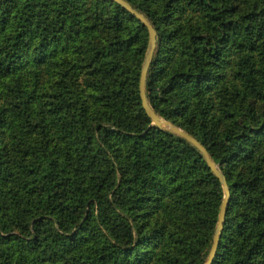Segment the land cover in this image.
Returning <instances> with one entry per match:
<instances>
[{
  "label": "trees",
  "instance_id": "16d2710c",
  "mask_svg": "<svg viewBox=\"0 0 264 264\" xmlns=\"http://www.w3.org/2000/svg\"><path fill=\"white\" fill-rule=\"evenodd\" d=\"M144 88L229 191L211 264H264V0H127ZM145 26L113 0H0V264H202L222 188L150 122Z\"/></svg>",
  "mask_w": 264,
  "mask_h": 264
},
{
  "label": "water",
  "instance_id": "95a60500",
  "mask_svg": "<svg viewBox=\"0 0 264 264\" xmlns=\"http://www.w3.org/2000/svg\"><path fill=\"white\" fill-rule=\"evenodd\" d=\"M113 1H115L117 4L121 5L123 8L128 10L132 15H134L145 26L146 31H147L146 47H145L143 59H142L140 70H139L138 94H139L141 106L143 110L145 111L146 115L149 117L150 122L158 127L165 128V129H168L176 133L177 135L183 137L189 143H191L199 151L202 158L206 162L207 166L210 168L212 173L216 176L217 180L219 181L221 185L222 198L218 206L216 221H215V225L213 228L210 245L207 250L206 256L204 258V261L202 262V264H211L212 258L214 256V253L217 247L220 232L222 229L226 202L229 196L228 186H227L225 177L222 171L220 170V168L218 167L217 163H215L211 159L206 148L193 135L179 128L178 126L174 125L169 120L159 116L147 102V99L145 96L144 80H145L146 69L150 61L152 51L154 48V44H155V29L153 28L152 24L147 20V18L137 9H135L132 5H130V3L127 0H113Z\"/></svg>",
  "mask_w": 264,
  "mask_h": 264
}]
</instances>
